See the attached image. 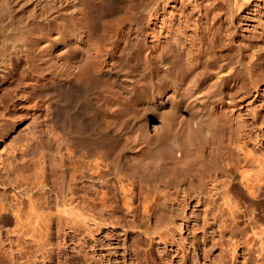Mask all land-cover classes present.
<instances>
[{
    "label": "bare ground",
    "instance_id": "bare-ground-1",
    "mask_svg": "<svg viewBox=\"0 0 264 264\" xmlns=\"http://www.w3.org/2000/svg\"><path fill=\"white\" fill-rule=\"evenodd\" d=\"M126 1L0 0V138L40 97L51 101L57 130L45 139L33 120L29 134L16 132L3 149L0 185L19 192L0 191V264H24L23 249H9L10 233L23 242L44 238L35 251L50 263L52 222L64 246L65 229L82 223L91 246L115 255L137 208L148 221L153 209L210 206L226 221L222 210L235 220L237 210L246 217L244 205L264 206L263 121L248 107L247 115L233 110L262 93L264 51L247 55L212 41L188 50L171 44L153 59L136 32L122 29L98 42L94 10Z\"/></svg>",
    "mask_w": 264,
    "mask_h": 264
},
{
    "label": "rangeland",
    "instance_id": "rangeland-1",
    "mask_svg": "<svg viewBox=\"0 0 264 264\" xmlns=\"http://www.w3.org/2000/svg\"><path fill=\"white\" fill-rule=\"evenodd\" d=\"M100 5L96 9L98 11L94 10V13L100 11V15L93 13L92 19L97 20L94 21L97 24L92 23V29L93 26L96 28L92 32L96 34L97 41L104 43L118 29L136 32L142 42L144 57L157 59L159 53L171 44H179L188 50L202 45L205 48L212 41H215L214 45L221 46V50L234 51V47L239 45L247 55H255L259 50L264 51V0H240L231 7L219 0H127L124 4L106 9L107 12L104 8L101 10L103 6ZM142 8H150V12L139 13ZM96 15L101 18L98 20ZM263 90L264 88L262 93H253L251 98L238 102V106L233 108L246 112V115L253 109L254 113L259 115V119L263 121V124H259L261 131H258L257 136L260 143L264 142ZM40 99V106L35 112L33 110L26 114L13 128L7 125V135L0 138V159H7V151L3 149L10 145L16 132L24 130L29 134L30 129H25L33 120L41 122L45 139L51 138V130L52 133L57 132L52 122L51 101H44L41 97ZM247 107L250 110L246 111ZM33 152L36 153V150ZM51 155L53 154L49 153L48 157ZM11 162L15 166L10 165V169L17 167V161V164L15 161ZM7 163L5 161L0 164V170L2 165L5 167ZM10 171L8 176L12 179L15 177V170ZM2 187L0 185V191L6 189L5 194L8 197H13L19 192V189L12 185ZM191 206L184 210L180 208L183 206L178 205L153 209L152 218L148 221L143 218L142 208H137L133 212L134 223L129 228L131 232L124 244L121 234L122 241L115 255H108L105 250L100 251L98 246H91L87 224L82 223H77L73 229H65L69 234L66 236L67 245L64 246L62 234H56L59 228L52 222V235L49 237L53 246L48 247L54 249V252L53 259L48 264H64V260L70 256L75 258L73 264H264V206L255 208L244 205L243 208H248H244L246 217L237 210L235 220L227 217L228 210H222V220L226 221H221L218 209L210 206ZM240 207L243 210L241 205ZM247 220L250 223H247ZM3 227H6L8 232L14 229L13 224ZM45 227L46 225L43 229ZM38 229L39 233L40 227ZM99 236L101 237L96 235L97 239ZM8 237L9 249L12 252L22 248L25 253L20 261H24V264H42V258L39 252L36 253L34 243L40 245L44 238L40 239L39 235L35 242L31 239L23 242L13 233ZM117 242L113 238L111 247L117 246Z\"/></svg>",
    "mask_w": 264,
    "mask_h": 264
}]
</instances>
